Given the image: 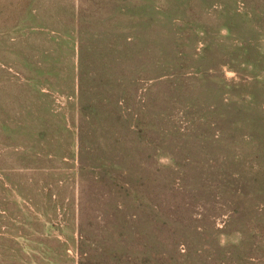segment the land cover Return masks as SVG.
Instances as JSON below:
<instances>
[{
	"label": "rangeland",
	"instance_id": "rangeland-1",
	"mask_svg": "<svg viewBox=\"0 0 264 264\" xmlns=\"http://www.w3.org/2000/svg\"><path fill=\"white\" fill-rule=\"evenodd\" d=\"M0 264H264V0H0Z\"/></svg>",
	"mask_w": 264,
	"mask_h": 264
}]
</instances>
